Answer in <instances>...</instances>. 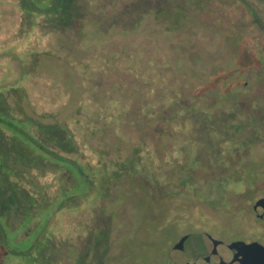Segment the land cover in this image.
<instances>
[{
    "label": "rangeland",
    "instance_id": "obj_1",
    "mask_svg": "<svg viewBox=\"0 0 264 264\" xmlns=\"http://www.w3.org/2000/svg\"><path fill=\"white\" fill-rule=\"evenodd\" d=\"M167 1L169 4L165 6ZM167 1L143 0L135 3V0H70L69 6L63 8V11H70L71 17L72 14L75 17L77 13H80L81 18L75 22V28L65 38L59 35L61 29L57 30L55 27L57 23L54 22V50L60 46L63 47L62 49H68L59 50L57 53L66 54L65 58L69 56L72 60L83 61L84 64L88 65L87 72L92 73L90 80H84V82H81L80 78L75 80L74 86L77 89L73 98L75 102L80 97L84 100L85 108L102 109L101 113L105 114L112 112L114 108L126 109L124 105L130 104V101L133 100V102L135 101L131 104L133 108L139 109L137 110L139 112L146 108L149 112L150 106L160 109V105L170 104L171 98L179 91L186 92L188 90V94L192 95L190 103L194 104V95L203 92L205 89L213 88L216 91L225 92L232 85L235 90L237 89L239 82L235 79L239 77L243 64L237 62L235 41L231 39V42L227 37L224 38L222 33L216 32L214 27L205 25L203 20L201 21L203 18L199 8L197 10L198 19L193 12L182 16L180 14L182 1ZM219 1L230 4V7H237L246 11H264V0ZM59 2L60 0L52 2L54 11H62V9L56 10ZM201 5V0H197V6L201 7ZM0 11H12V7L3 5L0 6ZM123 11L129 12L125 14ZM41 22L44 23L45 20H41ZM10 23V16L3 15L0 17V43L2 44L7 43L5 29L10 28ZM69 27L71 28V26ZM40 29L43 31L42 26ZM112 54V59L108 61V55ZM45 77L48 76L40 75L42 79ZM97 82H101L102 85ZM47 85L41 80L34 82L31 87L35 90L33 96L42 101L52 95L54 104V95L56 96L57 93L48 89ZM11 94L12 92L9 91L1 93V113H5L11 108ZM108 99H110L109 102H107ZM190 114L194 115L192 109ZM136 119H140L139 116L128 112L122 125L118 127V123H114L116 128L114 127L112 132L102 128V133L98 136H93L90 133L92 128L90 121L84 123L83 136L79 130L83 123H73L71 130L66 135L69 136L68 140L73 145L72 150H77L78 155L67 151L60 152L52 143L54 141L48 143L40 136V131L36 126L28 127L27 133L30 135V139L38 141L40 145L45 147V150L38 153L41 160L38 166L34 167L33 178L46 186V196L54 198V204L58 203L59 200L65 201L63 206L68 209H75L80 206H85L87 209L86 206L90 204H88L89 200L84 199L83 193L87 194L88 188H74L76 181L71 172L68 171V161L67 163L54 161V158H50V152L58 153L63 159H76L77 163L83 167L89 166L90 169L97 170L99 160L104 162L119 161L121 157L118 156V151L125 156L134 145L142 144L145 145L143 159L146 166L139 172L140 175L133 179L134 183H146L147 180L146 184L150 187L151 192L156 194V198L153 199L154 202L161 207L160 213H164L165 225L168 222V217L187 214L186 206L190 203L188 202L190 200L189 195L182 190L176 198L169 197L165 191L167 190L165 174L159 171L166 167H179L181 173L186 175L185 168L189 167L193 171L198 168L195 163L189 166L185 165L187 159H185L184 151L188 146L183 141L184 134L178 132L183 126L180 113L176 120L170 124L172 129L179 133L178 136L175 140L164 137L160 143L157 141L155 147H152L151 140L144 138L136 127L128 125L136 123ZM139 125L140 123H138ZM118 129L123 135L124 144L122 145L116 137ZM73 131L74 135L71 134ZM3 134H5V130H0V139L11 147L12 139H8ZM31 142L29 144L32 146ZM181 143L184 144L183 148H181ZM13 154H15L14 150H10L6 155L11 157ZM130 156H134V153L131 152ZM187 157L191 160L193 155L187 153ZM126 163H123L121 169L130 168V166L126 167L129 164L126 165ZM122 179L124 180V178ZM191 181L195 184L197 179L192 178ZM191 181L186 180V182ZM123 185L124 181L121 180L114 184L112 199L115 197L117 202H113L111 198L107 200V203L98 200L93 202L97 210L94 217L86 211L84 216H79L77 222L74 218V222L79 225V228L88 227L89 230V232L78 230L71 235V237L76 238V243L81 246L80 254L83 255L88 264H100L105 254L110 260L115 258L110 263L106 261V264H119L116 257L123 251V247L122 250L120 245L117 248L114 242H119L125 236L127 239L133 237L141 228L144 218L150 215L147 213V207L141 211V207L146 204L140 205L141 202H145L144 196L140 193L132 195L131 188ZM71 188L74 189L68 192L67 200L59 198L61 195L58 191H67ZM134 188H138V186L136 185ZM233 193L232 197L237 200V192ZM260 194L263 195V193L255 192L254 199H257ZM109 201H111L110 204L113 202L110 206L113 211L109 210L107 206ZM5 217L7 218L6 222L9 223L16 221L17 218L15 215H8V213L5 214ZM92 229L103 232L102 234L97 232L96 236L100 235L106 238L103 243H98L96 247L91 246V242L88 243L89 241L85 238L90 233V237L94 239L90 232ZM158 234L157 231L150 233L151 236H158ZM104 242L106 243L104 244ZM63 246L60 249V254L54 253V261L50 264H74L70 263L62 254L64 252ZM88 247H92V250ZM0 264H23V262L9 257L4 258L0 254Z\"/></svg>",
    "mask_w": 264,
    "mask_h": 264
},
{
    "label": "trees",
    "instance_id": "obj_2",
    "mask_svg": "<svg viewBox=\"0 0 264 264\" xmlns=\"http://www.w3.org/2000/svg\"><path fill=\"white\" fill-rule=\"evenodd\" d=\"M52 2L54 0H0V6L12 7V11H0V17L6 15L11 18L10 28L5 29L7 43H0V95L4 91L12 92L11 108L5 113L0 112V130H5L3 135L13 142L10 147L0 139V254L4 258L22 261L23 264H50L54 261V253L57 255L64 245L62 254L70 263L88 264L80 254L81 246L76 243V238L71 237L78 230L89 232L88 227L79 228L77 219L80 215L84 216L86 211L94 217L97 210L93 202L100 200L107 203V200L112 199L114 184L121 180L124 181L123 186L131 188L132 195L140 193L144 196L145 202H141L140 205L146 204L141 207V211L147 207V213L150 215L144 218L141 228L133 237L127 239L125 236L119 242H114L117 248L120 245L122 250L123 247L116 260L119 264H163L171 241L167 225L164 224V213H160L161 207L154 202L156 194L151 192L146 184L147 180L146 183L136 184L133 180L145 169L146 163L143 159L145 145H134L125 156L118 151V156L121 157L119 161L99 160L97 170L90 169L89 166L83 167L76 159H63L58 153L50 152V158H54V161L63 163L68 161V171L76 181L74 188H88L89 192L83 193L84 199L89 200L90 205L86 206L87 209L85 206L68 209L63 206L65 201L59 200L54 204V198L46 196V186L33 178L34 167L38 166L41 160L38 153L45 150V147L38 141L30 139L27 133L30 126H36L40 136L48 143L54 141L52 143L60 152L67 151L78 155L77 150H72L73 145L66 135L73 123H83L79 129L83 136L84 123L90 121L92 123L90 133L98 136L103 129L112 132L114 123H118V127L122 125L129 112L140 119L128 125L136 127L148 140L154 134L159 142L166 137L169 125L178 117L181 105L177 94L171 98L170 104L160 105V109L150 106L149 112L146 108L141 112L137 111L139 109L131 105L135 102L133 100L130 104L124 105L126 109L121 110L114 108L111 101L113 111L102 114V109L85 108L84 100L80 97L75 102L73 100L75 91L77 92L75 80H79L78 78L81 82L90 80L92 73L87 72L88 65L83 61L72 60L69 56L65 58L66 54L57 53L59 50L68 49H62L60 46L54 50V22L57 23L55 25L57 30L61 29L59 35L65 38L73 31L75 22L80 20L81 14L77 13L75 17L72 14L71 17L70 11H63V8L69 6L70 0H60L56 10L62 11H54ZM128 12L123 11L125 14ZM41 20L45 22L42 23ZM41 26L43 31L40 29ZM108 57L107 60L110 61L113 54ZM40 75L48 77L42 79ZM37 80L47 83V88L57 93L54 95V104L52 95L44 98L42 100L44 102L34 98L35 90L31 87ZM97 83L102 85L101 82ZM81 89L85 90L82 87ZM79 92L81 94L80 90ZM169 106H173V109H169ZM117 132L116 137L122 145L124 144L123 135L120 134L122 132L120 129ZM71 134L74 135V131ZM3 135L1 136L4 137ZM10 150L15 152L11 157L6 155ZM131 152L134 156H130ZM125 162L126 165L129 163L126 167L130 166L127 169L131 170L121 169ZM115 173L118 174L114 175ZM136 185L138 188H134ZM74 188L67 191L57 190L61 195L58 197L67 200L68 192ZM112 200L117 202L115 197ZM110 202L107 206L113 211V208H110L113 202L111 204ZM6 213L17 216L16 221L6 222ZM142 229L144 231H141ZM151 231L159 232L158 236H151ZM90 232L94 239L90 237V233L85 238L88 243L91 242V246L96 247L98 243L106 240L104 236H96L97 232L101 234L103 232L97 229ZM88 248L92 250V247ZM105 255L100 264H106V261L110 263L115 259L110 260Z\"/></svg>",
    "mask_w": 264,
    "mask_h": 264
},
{
    "label": "flooded vegetation",
    "instance_id": "obj_3",
    "mask_svg": "<svg viewBox=\"0 0 264 264\" xmlns=\"http://www.w3.org/2000/svg\"><path fill=\"white\" fill-rule=\"evenodd\" d=\"M181 1L182 16L193 12L197 17L199 8L205 25L235 41L243 68L236 90L233 85L225 92L208 88L194 95V104L188 90L177 94L183 124L178 132L188 146L185 165L198 168H185L186 175L179 167L159 170L169 197L184 190L190 198L189 214L168 217L171 241L163 264H264V218L258 215L264 206V11L219 0H201V7L197 0ZM171 126L166 137L175 140L179 133ZM156 139L152 134V147ZM255 192L263 195L254 199Z\"/></svg>",
    "mask_w": 264,
    "mask_h": 264
},
{
    "label": "water",
    "instance_id": "obj_4",
    "mask_svg": "<svg viewBox=\"0 0 264 264\" xmlns=\"http://www.w3.org/2000/svg\"><path fill=\"white\" fill-rule=\"evenodd\" d=\"M258 215L264 218V206L258 211Z\"/></svg>",
    "mask_w": 264,
    "mask_h": 264
}]
</instances>
